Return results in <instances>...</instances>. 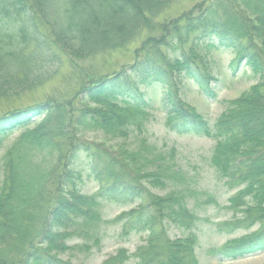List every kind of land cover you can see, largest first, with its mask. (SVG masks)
<instances>
[{"label":"trees","instance_id":"obj_1","mask_svg":"<svg viewBox=\"0 0 264 264\" xmlns=\"http://www.w3.org/2000/svg\"><path fill=\"white\" fill-rule=\"evenodd\" d=\"M174 1L0 0V99L51 81L63 57L83 62L124 50ZM194 8L198 13L184 23L166 24L161 37L146 38L132 64L84 82L77 111L72 101H52L0 115V145L12 133L25 130L22 142L3 156L0 248L11 245L8 239L16 244L6 258L0 253V264H64L36 249L71 236L79 224L89 230L99 227V200L124 207L138 204L115 221L122 223L125 235L148 236L149 247L130 257L123 248L109 264H200L198 216L189 207L195 191L186 187L184 170L172 168L165 156L158 164L131 153L118 155L80 138L103 117L86 103L146 110L149 101L142 89L153 85L165 88L160 107L171 132L216 140L212 166L226 187L239 189L228 199L231 208L246 207L241 212L233 208V229H217L226 235L239 229L246 233L214 254L230 262L264 253V18L259 19L264 0H202ZM244 9L256 21L249 20ZM188 43L195 57L186 53ZM200 46L234 54L233 75L245 65L259 82L215 122L184 103L175 85L178 75L193 81L210 101L218 99V78L197 63ZM102 127L107 131L109 126ZM34 155L41 161H34ZM174 157L172 152L170 158ZM85 179L98 185L96 196L82 194ZM151 188L169 194L160 196ZM46 198L54 209L38 230L36 218ZM257 225V231L250 232ZM169 228L180 230L184 238L172 239ZM31 246L35 248L28 249Z\"/></svg>","mask_w":264,"mask_h":264},{"label":"rangeland","instance_id":"obj_2","mask_svg":"<svg viewBox=\"0 0 264 264\" xmlns=\"http://www.w3.org/2000/svg\"><path fill=\"white\" fill-rule=\"evenodd\" d=\"M200 2L202 0H175L159 18L153 21L152 28L143 31L142 35L124 50L105 53L83 62L71 61L63 57L64 62L61 66L59 63V70L51 81L21 91L19 95L9 99H0V115L52 101H72L74 109L77 111L82 104L76 98L84 82L93 81L95 78L100 79L99 77L121 71L126 65L132 64L136 60L137 49L142 46L146 38L149 36L161 37L163 35L161 29L166 24L170 26L172 23H184L187 16L198 13V9L196 10L194 7ZM244 12L249 20L256 21L257 18L250 15L248 10L244 9ZM262 18L264 15L259 17V19ZM185 51L190 56H194L193 53L195 52L192 53L191 43L185 46ZM198 51L200 53L197 57V63L204 68L203 70L213 73L218 78L216 83L218 99L208 100L199 93L193 81L178 75H175V85L178 87V96L182 98L184 103L195 107L199 114L210 119L211 122H215L222 116L223 112L232 107L234 101L254 89L259 82L249 67L245 65L240 74L233 75L230 71V65L235 58L234 54L216 52L203 46H200ZM142 91L145 92L147 101H149V109L146 110L134 109L123 104L99 108L86 103L87 107L90 106L103 117L100 118L96 128L94 125L93 128L86 131V134L81 135V140L100 144L118 155L131 153L135 154L138 159L158 161V164L159 160L165 156L166 162L168 159L172 168L184 170L187 181L186 187L195 191V198L189 200V207L198 216L195 234L199 235L203 245L201 249L196 251L200 264H264V253L230 262H222L214 254L229 244L228 242L233 238H239L246 233L244 229H239L236 233L229 235L217 232L219 225L223 228L228 225L233 229L234 212H241V209L244 208L243 205L238 206L237 209L233 207L234 211L228 200L235 194L237 195L239 189L230 190L226 187L212 166L211 157L215 149V139L194 135L179 136L167 128L168 118H166L165 111L160 107L166 92L165 88L160 85H153L143 88ZM98 125L101 127L98 128ZM102 125L109 126L107 131L102 130ZM34 127L35 125H32L30 129ZM24 133L25 130L12 133L0 145V187L4 180L5 171L3 156L12 149L14 144L22 142ZM172 152H175L174 158H170ZM34 156V161H41L38 155ZM149 170H154V168ZM83 185V195L96 196L98 194V185L93 181L85 179ZM151 192L160 196L169 194L168 190L158 188H151ZM96 206L99 227L94 226V229L89 230L88 227L85 228L84 224H79L73 228L74 231L71 236L58 237L55 239V244L41 245L36 250L41 251L43 255H51L52 259L48 260H56L64 264H109L123 248L127 252L126 257H130L138 249L149 247L146 233L125 235L123 234L122 223L115 221L121 214L127 216L126 214L137 208L138 204L124 207L99 200ZM41 208L36 218L38 230L41 229L49 212L54 209V203L48 204L46 198ZM255 214L259 216L261 212H255ZM258 228V225L254 226L250 232H255ZM168 233L172 239L184 238L185 236L176 228H169ZM8 240L11 245L6 249L0 248L3 258H6L14 249V240ZM57 241L58 243H56ZM14 243L16 244V242ZM34 248L31 246L28 249Z\"/></svg>","mask_w":264,"mask_h":264}]
</instances>
